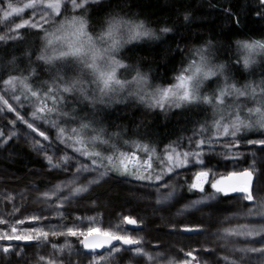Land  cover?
<instances>
[{"label": "snow or ice", "instance_id": "6c2138e0", "mask_svg": "<svg viewBox=\"0 0 264 264\" xmlns=\"http://www.w3.org/2000/svg\"><path fill=\"white\" fill-rule=\"evenodd\" d=\"M128 7L130 0H0V19L14 23L0 27V120L7 121V139L0 140V144L18 137L22 130L17 129V122L23 123L28 130L23 135L43 157L47 170L69 174L66 181L51 190L32 189L39 194L37 202L55 208L70 205L72 197L87 193L90 186L113 173L155 188V203L162 205L181 186L170 181L179 180L184 175L181 170L195 167L191 182L184 181L189 191L205 193V185L210 183L213 193L193 200L191 207L215 199L217 194L227 197L239 193V200L248 202L238 218L245 222H236L233 227V217L222 220L215 225L216 232L211 233L214 246L203 251L214 253L218 264H246L249 254L264 256V193L251 183L256 170H234L210 181L214 169L207 163L209 155L240 159L241 145L264 149V59L257 60L264 58V41L237 40V51L243 55L218 61V42L212 37H200L192 43L196 36L192 25L197 17L191 9L178 13L179 26L164 23L153 28L138 16L121 15ZM253 8L255 15L264 19V0H254ZM29 9V18H24L22 14ZM225 11L232 17L231 23L239 27L240 14ZM16 17L21 18L19 22L14 21ZM97 19L100 30L92 31L91 25ZM166 37L172 41H165L167 55L180 57L179 68L173 69L167 85L154 83L150 71H143L139 62H125L121 55L124 46L134 41ZM241 63L248 73L242 84L234 77V70ZM129 101L152 111L195 112L203 119L192 122L190 135L170 139L161 146L147 134L133 132L126 136L128 129H120L114 123L117 130H109L104 110ZM24 108L31 110L30 118L21 112ZM49 130H54V135ZM33 133L42 139H36ZM249 133L259 135L252 138ZM3 136L5 132L0 130V137ZM86 173L93 175L89 178ZM66 190L67 194L61 195ZM24 198L21 193L20 200ZM15 199L6 195L0 203ZM20 211L21 203H13L6 216ZM50 218L43 214L13 220L0 216V225L9 226L0 230V241H20L37 248L50 245L55 252L69 254L67 261L51 257L46 260L39 255L37 264L45 260L46 264H73V259L75 264H82V260L87 264H125L124 253L133 251L149 264H177L161 251L131 247L144 242L142 234H133L125 227H143V222L131 215L121 214L107 227L100 226L94 217L89 218L87 225H45ZM26 223L32 226L18 228ZM172 230L210 232V226L186 225L180 229L172 225ZM61 237L65 240L59 245L51 240ZM68 238H76L82 247L74 249ZM239 240H258L259 245L238 246ZM12 247L5 246L3 252L9 253ZM196 251L199 249L185 251L184 256L190 259L180 264H207L194 254Z\"/></svg>", "mask_w": 264, "mask_h": 264}, {"label": "rangeland", "instance_id": "374dc122", "mask_svg": "<svg viewBox=\"0 0 264 264\" xmlns=\"http://www.w3.org/2000/svg\"><path fill=\"white\" fill-rule=\"evenodd\" d=\"M19 2L26 3L27 0H19ZM30 12V9L26 10L22 16L24 18H29ZM20 19V17H16L14 21L19 22ZM5 24H12L14 26L12 20L5 22L0 19V27H3ZM28 112L26 118H30L31 116L30 109H28ZM9 116L15 118L12 113H9ZM2 121H5L7 124L6 120ZM8 127L10 128L11 125H8ZM17 129L22 130V132L18 134V137H14L13 140L17 143L24 144L36 155V157L44 160L41 155L37 154V152L32 149L30 141L23 135V133L28 132L26 126L23 123L17 122ZM4 132L5 136L3 137L7 139V128H5V126ZM32 136L36 137V139H42L34 133ZM3 137H0V140H2ZM44 143L47 144V142ZM83 159L84 158H81V160ZM207 163L214 169V174L209 177L210 181L226 177L234 170L239 171L240 166H242L243 169L254 168L256 171L253 175V186L264 193V149L261 147L255 146L251 150L245 151L238 160H224L217 155H209L207 157ZM47 168L48 166L43 172L33 171L27 179L22 180L4 176V170L0 165V200H4L6 195L16 197L11 203L6 200L0 203V216L13 220L31 214L50 215L51 218L44 222L45 225L50 223H65L67 225L77 223L87 225L90 222L89 218L94 217L100 226L107 227L110 223H115L119 215H131L143 222V227L140 231H130L133 234L139 233L143 235L144 242L138 247H142L153 253L161 251L164 253L165 258H174L177 264H180L184 259H190L184 256V252L193 249H199V251L194 252V254L202 262H207V264H218L217 257L214 253L203 251L205 247L214 246L212 245L211 233L216 232L215 225H218L227 217L234 218L233 222L230 224V226L233 227H235L236 222H245L238 218L244 209V205L248 202L239 200L240 194L235 193L227 198H218L219 195L217 194L215 199L206 200L204 204L191 207L193 200L184 199L180 187L170 201L162 205H157L155 200L158 193L155 188L145 187L142 183L135 180H120L111 175L105 177L99 184L90 186L87 193H83L78 197H72L70 205H66L64 208L47 207L45 204L37 202V196L39 194L32 191V189L38 188L42 191L51 190L57 183H63L69 178V174L62 170L48 171ZM195 170V167L183 169L181 171L184 175H182L179 180H172L170 182L179 184L180 179H187L188 182H191ZM85 175L91 178L93 174L86 173ZM36 182H42L44 186H37L35 184ZM207 185L210 186V183ZM163 191L164 193L167 192L166 189ZM67 192L68 190L61 193V195H66ZM21 193L25 196L23 201L20 200ZM212 193V189L211 191L207 190L205 193H200L195 199ZM116 197L120 199L118 204L114 201ZM224 199L226 201H222L221 203V200ZM13 203H21V211L16 213L15 216H6V213L11 211ZM58 213H62L63 216L61 217ZM65 216L70 217L69 223L66 219H63ZM77 217H82V220H77ZM258 219L259 218H254V220ZM172 225H176L180 229L186 225L193 227L208 225L210 226V232H198V234L194 236L187 237L181 235L180 230H172ZM31 226L32 225L26 223L25 225H18V228ZM8 227V225H0V230H7ZM68 239L73 244L74 249L81 248L76 238ZM51 240L59 245L64 242L65 238H51ZM1 242L3 241H0V243ZM237 244L238 246H248L251 244L258 246L259 241L253 240L245 242L239 240ZM5 246L7 245L4 243V245L0 246V250L3 251ZM181 249H183V251H181ZM219 252L223 255L222 248L219 249ZM9 253H14L17 257L16 264H37L39 255L45 256L46 260L51 257L53 259H63L67 261L69 257L67 251L64 254H60L52 250L50 245H44L40 248H37L34 244H28L22 247L13 245ZM71 255L74 258L75 252ZM46 260L40 261L39 264H46ZM129 260L132 261V264H149L146 258L135 255L134 251L124 253L125 264H128ZM245 260L246 264H264V256L257 254H249ZM73 264H75L74 259ZM82 264H87V261L82 260ZM193 264H195V262H193Z\"/></svg>", "mask_w": 264, "mask_h": 264}, {"label": "trees", "instance_id": "16d2710c", "mask_svg": "<svg viewBox=\"0 0 264 264\" xmlns=\"http://www.w3.org/2000/svg\"><path fill=\"white\" fill-rule=\"evenodd\" d=\"M254 0H130V7L120 12L121 15L129 13L144 19L150 27L159 28L162 24L180 25L181 20L178 13H182L186 8L191 9L197 17L192 25L196 36L192 43H197L200 37H212L217 41V60H231L233 57L242 56L236 48L235 42L252 40L264 41V19L255 15L253 8ZM225 9H230L232 13L240 14V26L231 23L232 17L228 16ZM120 11V9H117ZM128 18V17H126ZM92 31H99V19L91 25ZM171 43V38L140 39L124 46L121 55L125 62H139L141 69L151 72L154 83L167 85L174 75L173 69H178L180 65L179 56L167 55L169 49L167 44ZM165 56V59H161ZM264 59L257 57V60ZM255 67V66H253ZM234 77L238 83L242 84L248 78V73L243 70L242 63L234 70ZM107 113L106 123L110 131L117 130L113 123L120 129H128L126 136H132L133 132L143 136L147 134L158 145L168 143L169 140H177L181 136L190 135L189 129L196 119H203V115L195 112H188L179 109L166 110L165 112L152 111L134 101L125 104H114L104 110ZM22 113H27L28 109H21ZM103 114V113H102ZM5 121L0 120V130L4 131ZM137 125H140L137 128ZM46 127V126H45ZM53 135V130H49ZM252 138H257L258 133H249ZM135 138V137H133ZM3 139H6L3 137ZM253 146L241 145V154L249 151ZM247 157V156H245ZM46 162L36 157L32 151L25 146L9 140L7 144H0V165L4 170V176L8 178L27 179L33 171H44ZM244 166V165H243ZM243 167L240 166L239 171ZM112 177L122 180H131L110 174ZM187 180V179H186ZM185 179H180L181 194L184 199H195L199 196L197 191H189ZM37 186H44L42 182H36ZM211 191L210 186L205 187V192ZM115 203L120 199L116 197ZM222 201H226L221 200ZM69 223L70 217L65 216Z\"/></svg>", "mask_w": 264, "mask_h": 264}, {"label": "water", "instance_id": "95a60500", "mask_svg": "<svg viewBox=\"0 0 264 264\" xmlns=\"http://www.w3.org/2000/svg\"><path fill=\"white\" fill-rule=\"evenodd\" d=\"M251 183H253V178H252ZM125 227H126L127 230L133 231V232L141 230V228L138 229V228H135V227H133L131 225H126ZM180 233H181V235L187 236V237L194 236V235L198 234V232H184V231H180ZM116 243H119V242H116ZM5 245H7V246H9V245H11V246H13V245L14 246H21V245H23V242H20V241H5ZM23 246H25V245H23ZM123 247L127 248L129 246H123ZM131 247L133 249H135L137 246H131ZM99 251H103V250H99Z\"/></svg>", "mask_w": 264, "mask_h": 264}, {"label": "flooded vegetation", "instance_id": "af4514ba", "mask_svg": "<svg viewBox=\"0 0 264 264\" xmlns=\"http://www.w3.org/2000/svg\"><path fill=\"white\" fill-rule=\"evenodd\" d=\"M206 185H205V187H206ZM231 196L232 195L227 196V197H231ZM220 197L224 198L225 196L219 195L218 198H220ZM2 245H4V241L0 243V246H2ZM16 260H17V257L14 255V253H4L3 251L0 250V264H16Z\"/></svg>", "mask_w": 264, "mask_h": 264}]
</instances>
